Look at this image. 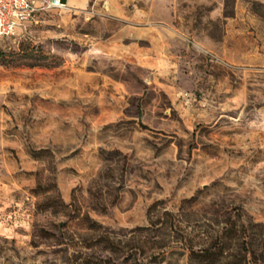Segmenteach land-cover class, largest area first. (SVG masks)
I'll return each instance as SVG.
<instances>
[{"label":"rangeland","instance_id":"374dc122","mask_svg":"<svg viewBox=\"0 0 264 264\" xmlns=\"http://www.w3.org/2000/svg\"><path fill=\"white\" fill-rule=\"evenodd\" d=\"M64 1L0 38V264H205L244 228L260 262L264 0Z\"/></svg>","mask_w":264,"mask_h":264},{"label":"built area","instance_id":"2783aa9c","mask_svg":"<svg viewBox=\"0 0 264 264\" xmlns=\"http://www.w3.org/2000/svg\"><path fill=\"white\" fill-rule=\"evenodd\" d=\"M64 0H0V38L15 35L42 9L66 7Z\"/></svg>","mask_w":264,"mask_h":264},{"label":"trees","instance_id":"16d2710c","mask_svg":"<svg viewBox=\"0 0 264 264\" xmlns=\"http://www.w3.org/2000/svg\"><path fill=\"white\" fill-rule=\"evenodd\" d=\"M153 207L154 205L151 206V209ZM242 234L247 235L248 229L244 228L243 231L239 229H229L220 231L215 238H213L211 241H205L201 244L199 248H194L190 245V256L199 258L200 261L205 264H216L219 260H221V257L223 256L226 248L228 247V242H231L233 240L237 242L238 248L242 250L244 257L247 261L246 264H264V254L260 258V262L256 260V257H253V259L251 258L250 260H248L250 256L252 257V255H257L256 252L258 251V249L254 248L252 244V246H250V244L246 242V239L241 240L240 237Z\"/></svg>","mask_w":264,"mask_h":264}]
</instances>
